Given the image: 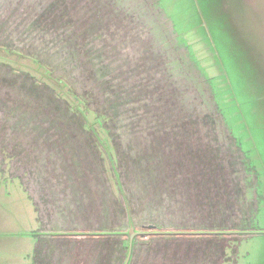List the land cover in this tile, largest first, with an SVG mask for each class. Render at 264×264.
<instances>
[{
    "label": "rangeland",
    "instance_id": "rangeland-1",
    "mask_svg": "<svg viewBox=\"0 0 264 264\" xmlns=\"http://www.w3.org/2000/svg\"><path fill=\"white\" fill-rule=\"evenodd\" d=\"M14 1L0 0V45L29 55L35 73L27 61L23 69H0V148L12 159L0 162V246L17 252L5 253V264H29L24 257L35 240L39 246L52 232L75 233L47 237L55 251L46 260L60 264L106 261L108 250L119 260L121 235L123 264H264V118L255 99L264 63L254 60V29H239L237 42L221 24L217 0H158L163 21L139 14L154 0ZM193 2L206 17L210 53L200 36L193 38ZM106 11L109 25L101 18ZM159 23L178 38H166ZM106 27L116 40L95 49ZM198 72L241 152L217 134ZM31 78L47 89L30 85ZM66 79L102 113L108 131L81 127L67 110L60 99ZM138 83L143 96L133 106L152 105L143 116L155 118L140 125L154 128L149 140L137 131L142 115L130 106ZM167 107L182 118L173 139H157ZM184 120L197 123L184 131ZM194 127L199 131L188 134ZM228 150L240 165L224 162ZM148 225L219 233L151 236ZM131 229L142 232L132 234L134 242Z\"/></svg>",
    "mask_w": 264,
    "mask_h": 264
},
{
    "label": "water",
    "instance_id": "water-1",
    "mask_svg": "<svg viewBox=\"0 0 264 264\" xmlns=\"http://www.w3.org/2000/svg\"><path fill=\"white\" fill-rule=\"evenodd\" d=\"M197 1V0H196ZM205 5L209 4V0L204 1ZM217 5L219 8V13L222 15L221 17V24L226 28L227 33L234 38L237 42L240 36L239 29H242V27L248 26L249 28L252 27L254 29V34L252 35L251 41L253 43L254 48L257 51V55H255L254 60L262 61L264 63V0H217ZM194 10L192 12L194 18H195V28L197 29L193 35V38L196 36H200V43H202L205 46L206 50H209L207 41L209 40L208 33H207V27H206V17L204 15V12L200 6L195 4L193 2ZM150 9L148 11H142L139 12L140 15L144 16L146 20L152 19V17H155V19L165 20L166 16H163V13L159 10V2L158 0H154L153 3H150ZM159 10L157 11L158 14L155 12H152L151 10ZM144 13V14H143ZM160 28L162 30V33L165 34L166 38L169 36L172 38L177 39L178 37L173 31L172 26L166 24V32L161 23H159ZM200 29L203 30V33L200 31ZM232 32H231V31ZM3 49H0V51ZM210 53V50L208 51ZM5 52H0V54H4ZM2 56H0L1 58ZM5 59L7 60H17L18 63H14L11 66L19 69H23L24 66H21L20 64L23 63V61H27V65L31 66V70L34 72L33 64L31 62H34L33 59H31L29 56L24 55L18 51H7L4 55ZM22 60V62H21ZM253 60V61H254ZM7 62V61H6ZM180 62V61H179ZM8 63V62H7ZM181 63V62H180ZM182 65V64H181ZM198 68H196L197 71ZM35 73V72H34ZM200 75V73L198 72ZM201 76V75H200ZM45 77V76H44ZM209 77H213L210 75ZM259 79L261 80V88L259 89L260 92L256 94L255 99L257 100V103L259 105V111L260 115L264 118V74H261ZM50 81L49 79H47ZM199 80V79H198ZM207 78H204L201 76L200 85L202 87L201 91H203V87L205 85V89L202 92L203 94H207L206 96V103L207 105L211 103V111L213 110V116L216 118V121L213 120L214 124L217 125V134L220 135L223 139H226L227 142H231L230 144L234 148V150L239 153L241 152V148L238 144V142L235 140L229 129L227 128L226 124L224 123V118L220 112L219 107L217 106L213 95L211 93V89L209 87V84L206 83ZM50 83L54 85V82ZM55 86V85H54ZM239 164V163H238ZM240 165V164H239ZM238 171V169H237ZM35 218L41 220L42 216L41 213L37 210L35 206ZM132 228V227H131ZM57 233V232H52ZM90 233H101V232H90ZM106 233V232H102ZM131 233H133V229H131ZM132 239V234L130 235V240ZM37 240V239H36ZM36 240L32 248L26 253L24 257V261L29 258L30 263L33 264L35 261V255L37 246ZM0 250H3L0 252V264H5L4 254L9 253L13 256V258H17V252L15 250V247L13 245H1Z\"/></svg>",
    "mask_w": 264,
    "mask_h": 264
},
{
    "label": "flooded vegetation",
    "instance_id": "flooded-vegetation-1",
    "mask_svg": "<svg viewBox=\"0 0 264 264\" xmlns=\"http://www.w3.org/2000/svg\"><path fill=\"white\" fill-rule=\"evenodd\" d=\"M39 61L42 62L41 60H39ZM42 63H44V62H42ZM0 69H3L5 71H7V70H9V71L14 70L11 67H9L8 65H5L3 63H0ZM14 74H20V73L17 72V73H14ZM65 81L67 83L66 86H65L67 88V91H63V96H62L63 99L60 98V97L59 98L62 100V102L66 106L67 110L71 111V113H73L74 115H77V117L80 118V125H81V127H84L85 126L88 129L91 126V124H95V128L96 129H99L101 127V128H103V130L105 129V130L108 131V128L107 127L105 128V127L102 126L103 125L102 124L103 118L101 119V117H100L102 115V113H99L94 108L87 106L85 104L86 102L84 101V99H87V97L85 95L79 94V92L76 91V88L73 86V84H71V82L68 79H66ZM29 84L32 85V86H36L38 88V90L47 87L46 85H43V84H40L39 85V83H37L34 80H32V78H31V80L29 79ZM41 93L45 97L44 91L41 90ZM52 94L54 95L55 98L58 97L55 93H52ZM66 97H67L68 100L66 99ZM77 101H81L83 103V107H82L81 110H76L75 109V105L74 104ZM89 112L94 113V116H92V119L91 120H90V117L88 116ZM85 120L89 121L90 124L88 125L85 122ZM90 135L92 137H93V135L96 136L95 134H93V135L90 134ZM105 136H106V134H105ZM97 138H99V136ZM110 147H112V146L110 145ZM10 160H12V159L5 153L4 148H0V162H5L6 161V162H8V164H10L11 163ZM12 169H13V173L15 174L16 172L14 171V168H12ZM15 175H17V174H15ZM127 220L129 221L128 215H127ZM43 223H44V218H43ZM52 226H55V225L52 224ZM128 226L130 227V223H129ZM146 229L148 231H150L149 233H150L151 236H155L154 234H160V233L161 234H175V235H170L169 237H173V236H175V237L176 236H187V235H183V234H187V233H191V234L199 233L198 235L207 236V234L213 233V232H215V230H219V229H215V230H185L184 229V230H176L174 232H161V231L154 230V229H156L154 225H148ZM160 230H162V229H160ZM115 231H117L115 234H121V233H123L121 230H115ZM143 232L144 233H147L146 231H143ZM133 233L134 234L135 233L136 234H140L142 232L137 231V232H133ZM133 233H131V234H133ZM215 233H219V232H215ZM179 234H182V235H179ZM121 237H120V240H119L120 241L119 242V245H120V248L119 249L121 250L123 248V246H125V253H124L123 258L121 257L119 260H117L116 259L117 254L113 255L114 252L111 251V250H108V255H107V258L108 259L106 261L102 259L100 262H94V264H113V263L114 264H123L124 263V260H125V254L127 252V249H126L127 247H126V243H125V245H123V243H124L123 242L124 237L122 235H121ZM43 238L44 237H42V239H41V241L39 243V252H38V262L39 263L38 264H47V260H46L45 255H50V252H51V250H49V246L47 245V243H49L50 240L49 239L47 240V237H45L44 239ZM184 238H188V237H184ZM146 241L147 240H144V239H141L140 240V242H146ZM131 242H134V240L132 241V239H131ZM45 252H46V254H45ZM147 264H157V262H155V261L152 260V262H149Z\"/></svg>",
    "mask_w": 264,
    "mask_h": 264
},
{
    "label": "trees",
    "instance_id": "trees-1",
    "mask_svg": "<svg viewBox=\"0 0 264 264\" xmlns=\"http://www.w3.org/2000/svg\"><path fill=\"white\" fill-rule=\"evenodd\" d=\"M23 0H16V1H14V2H11L10 4H13V3H20V2H22ZM110 11H106V12H104L102 15H101V18H103V20H104V22L106 23V20H107V22H108V25L111 23V19H107V13H109ZM100 17V16H99ZM102 31H103V33H100V34H105V38H103V39H101L99 42H97L96 43V45L97 46H99V47H95V49H102V48H104V47H109L110 45V43H112V42H114L115 40H116V35L115 36H113V35H108V27H106V28H100ZM100 29H98V30H100ZM109 36V37H108ZM101 38L103 37V36H100ZM108 37V38H107ZM109 38H114V40L112 41V42H110L109 41ZM114 44H116V43H114ZM0 49H3V50H1L0 52H7V51H15V50H12V48L11 47H9L8 48V46L6 47V46H4L3 44L2 45H0ZM5 53L2 55V54H0V56H2L1 58H3L4 57V55H5ZM25 55V54H24ZM27 56H29V55H27ZM30 57V56H29ZM0 63H3V64H5V65H8L9 67H11L12 69H14L12 66H10L7 62H6V59L5 58H3L2 60H0ZM152 76V75H151ZM107 80V79H106ZM48 81V80H47ZM151 81H152V79H151ZM49 83H50V81H48ZM113 81L111 80L110 81V79H108V81H107V83H106V86H108L109 88H110V86H113ZM51 84V83H50ZM66 85V84H65ZM124 90H125V86H124ZM124 90H123V92H124ZM147 90V89H146ZM146 90H144V91H146ZM111 91V90H110ZM142 93H143V89L142 88H140V83H138V84H136V86H135V93H134V97L131 99V101H132V104H130V106H131V108L133 109L134 108V112L135 113H137L138 115H142V116H140V118L141 119H138V124H137V126H138V129H137V131L139 132V133H141V135H143L144 137H146V136H148L152 131H153V129L154 128H151V129H149V130H147L146 128H142L140 125H143V121L144 122H146V123H149V124H152V121L155 119V118H146L147 116H149V115H151V106L152 105H145V106H143V104H141L140 106H138V107H134L133 106V102H134V100H138V99H140L143 95H142ZM66 99H67V97H66ZM68 100V99H67ZM170 100V99H169ZM66 101V100H65ZM156 108H158L159 109V105L158 106H156L155 105V110H156ZM144 111H147L148 113H149V115H147V116H143V113H144ZM182 111V110H181ZM165 118H167V121L166 122H164L163 123V125H165V126H163L164 127V129H163V131H164V133H163V135H162V137H157V139H160V138H162V139H168V140H170V139H173V137H174V135H176L177 133H176V131L174 132L173 130V128L174 127H176V125H177V123H174L177 119H180V118H182V113H180V111H178V109H177V111H174L173 109H171V108H166V111L162 114ZM197 117H199L198 116V114L194 111V117L193 118H197ZM197 122H194V121H190V120H184V124H182V126H183V130L185 131V128H187V126H190V125H193V126H195V124H196ZM194 131H199V128H197V127H194L193 128V132L192 131H190V130H187V133L188 134H195L196 132H194ZM147 133V134H146ZM138 136V135H137ZM149 138H150V136H148L147 137V139L149 140ZM224 143V142H223ZM170 153H171V151H170ZM167 156V155H166ZM170 156L172 157V154H170ZM228 157H229V159H227V158H224V162H227L228 164H229V162H231L232 163V165H234V163L233 162H235V163H237L238 164V162H236L235 161V159H234V157H232L231 156V154L229 153V150H228ZM233 160V161H232ZM234 171V170H233Z\"/></svg>",
    "mask_w": 264,
    "mask_h": 264
},
{
    "label": "crops",
    "instance_id": "crops-1",
    "mask_svg": "<svg viewBox=\"0 0 264 264\" xmlns=\"http://www.w3.org/2000/svg\"><path fill=\"white\" fill-rule=\"evenodd\" d=\"M58 234H75V233H60V232H57V233H51L49 236L48 235H46V236H44V238L45 237H50V239L52 240V239H54V241L56 240V238H58ZM86 234V233H85ZM43 238V239H44ZM56 242H59V241H56ZM55 251V250H54ZM54 251H52L51 250V252H50V256L53 258V252ZM38 252H39V246H37V250H36V255H35V261H34V263L33 264H38L39 262H38ZM45 254H46V252H45ZM59 256H60V254H59ZM40 261V260H39ZM47 264H60L59 263V261H56V260H50V258L47 260Z\"/></svg>",
    "mask_w": 264,
    "mask_h": 264
}]
</instances>
